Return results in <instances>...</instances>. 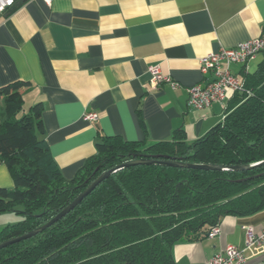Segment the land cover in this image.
Returning a JSON list of instances; mask_svg holds the SVG:
<instances>
[{"label":"crops","instance_id":"crops-1","mask_svg":"<svg viewBox=\"0 0 264 264\" xmlns=\"http://www.w3.org/2000/svg\"><path fill=\"white\" fill-rule=\"evenodd\" d=\"M263 22L264 0H16L0 12V87L30 84L24 109L42 106L44 139L70 180L95 154L99 136L150 144L182 132L193 142L222 122L230 94L194 110L186 89L211 80L200 72L201 57L260 36ZM257 56L230 72L243 81ZM153 66L178 87L153 85ZM88 113L97 119L84 120ZM0 187H13L1 160ZM263 222L264 209L226 216L218 235L175 243L172 258L204 264L228 245L243 248L244 228L259 233ZM245 264H264V254Z\"/></svg>","mask_w":264,"mask_h":264},{"label":"trees","instance_id":"trees-1","mask_svg":"<svg viewBox=\"0 0 264 264\" xmlns=\"http://www.w3.org/2000/svg\"><path fill=\"white\" fill-rule=\"evenodd\" d=\"M243 88L231 93L225 117L202 138L147 144L99 136L96 152L67 180L44 139L42 106L24 109L28 82L0 87V160L13 180L0 187V214L22 220L0 231V242L49 222L97 176L145 158L223 168L264 160V53ZM21 210H17V209ZM264 209V164L245 170H201L159 165L121 169L101 182L56 223L0 249V264H175L178 242L208 238L226 216Z\"/></svg>","mask_w":264,"mask_h":264},{"label":"built area","instance_id":"built-area-1","mask_svg":"<svg viewBox=\"0 0 264 264\" xmlns=\"http://www.w3.org/2000/svg\"><path fill=\"white\" fill-rule=\"evenodd\" d=\"M16 0H0V12L11 9ZM50 4L53 0H43ZM264 53V22L260 36L237 43L231 48H221L199 59V69L202 74L210 73L211 80L204 86L193 85L186 89L187 106L194 110H204L214 102L224 100L228 94L239 92L243 88V81L234 76L229 66L231 64H245L254 59L258 54ZM150 82L153 85L167 84L176 89L178 84L168 76L163 75L156 66L148 69ZM96 113L84 116L86 121H95ZM245 242L243 248L228 245L225 249L215 254L204 264H245L249 259L264 254V222L262 230L255 233L253 228L246 226ZM220 232L219 226L211 228L208 238H213Z\"/></svg>","mask_w":264,"mask_h":264},{"label":"water","instance_id":"water-1","mask_svg":"<svg viewBox=\"0 0 264 264\" xmlns=\"http://www.w3.org/2000/svg\"><path fill=\"white\" fill-rule=\"evenodd\" d=\"M264 164V160L262 162H258L256 164H251L248 166H236V167H230V168H223L217 165H202V164H187L182 163L180 161L172 160V159H159V158H145L141 157L138 159H134L131 161L124 162L123 164L117 165L114 168H111L107 171H104L99 176H97L92 182H90L87 187L76 197L74 200H72L64 209H62L56 216H54L49 222L44 224L43 226H40L39 228H36L35 230H32L26 234L20 235L15 238H11L8 240H5L3 242H0V249L12 245L14 243L23 241L25 239H28L32 236H35L36 234L42 232L47 227L51 226L52 224L56 223L58 220L63 218L66 214H68L70 211H72L80 202L87 197L101 182H103L105 179H107L110 175L114 174L115 172L132 167V166H139V165H159V166H170V167H178V168H191V169H201V170H245L249 169L258 165Z\"/></svg>","mask_w":264,"mask_h":264},{"label":"rangeland","instance_id":"rangeland-1","mask_svg":"<svg viewBox=\"0 0 264 264\" xmlns=\"http://www.w3.org/2000/svg\"><path fill=\"white\" fill-rule=\"evenodd\" d=\"M258 60L262 58L261 54L257 56ZM17 210H21L20 208ZM22 220L21 214L17 212H5L0 214V231L7 225L16 224Z\"/></svg>","mask_w":264,"mask_h":264}]
</instances>
